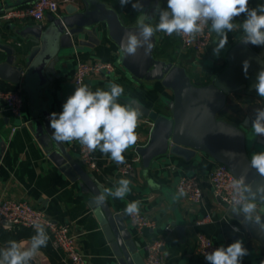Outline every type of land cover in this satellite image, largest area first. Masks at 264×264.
<instances>
[{
    "label": "crops",
    "instance_id": "0c3cea01",
    "mask_svg": "<svg viewBox=\"0 0 264 264\" xmlns=\"http://www.w3.org/2000/svg\"><path fill=\"white\" fill-rule=\"evenodd\" d=\"M33 1L0 0V16L9 9L25 8ZM102 1L118 13L124 25L135 24L138 12L131 9V3L121 7L119 0ZM79 3L80 1L76 0L74 5ZM260 3H264V0H250L249 6L255 8ZM64 13V8H62L59 14ZM50 17V14H46L40 23L30 20L6 21L0 18V45L18 49L21 44L23 53H26L33 44L28 42L29 37L24 39L18 33L26 26L34 24L45 26ZM244 18L241 15L235 18V21L239 23ZM152 22L156 23V17ZM100 29L103 32L101 39L94 35H82L83 49L74 52L71 57L60 59L55 65V75L42 93L44 107L49 115L62 111V106L68 96L74 92L72 79L76 62L96 60L112 63L115 66V72L87 79L84 84L92 90L103 89L109 81H113L123 86L125 91L122 97L136 99L140 104L159 112L166 111L163 102L172 98L171 91L163 87L161 82L152 76L141 82L134 80L121 65L122 56L118 52L119 48L109 39L104 25H101ZM240 35L242 32L239 30L228 33L227 45ZM156 39L158 52L162 50L164 53L168 51L175 53L178 59L172 63L183 66L186 72L187 70L192 71L194 79H191V82L194 85L208 84V82L204 84L197 82L210 80L218 71L216 67L203 64L212 51L213 43L203 53L196 54L191 51H182L175 35L165 36L162 32H158ZM217 39L215 33H212V42H217ZM163 52L158 53L155 59L168 62ZM5 56L6 54L0 50V61H3ZM197 61L199 63H196ZM221 64L222 62L218 63V65ZM20 88L22 89L21 85L11 84L0 78V90L9 91ZM24 98L25 104L19 116L10 114L0 103V198L25 200L43 210L52 220L68 224L72 233L76 235L79 251L90 264H114L110 243L101 230L100 219L95 208L88 205L91 196L84 192L79 181L73 178L72 173L62 169L60 162L56 163L49 158L45 149L33 136L28 127L32 118L25 92ZM159 98L162 100L158 101ZM228 100L233 110L229 118L238 123H242L246 116L251 120L254 109L264 106V100L257 95L248 96L242 92L228 95L225 105L228 104ZM151 128V121L141 115L136 129L137 142L124 153L126 160H133L131 174L119 175L116 171L118 165L98 150L92 152L96 163L95 168L93 170L85 168L99 185L106 188L114 187L115 182L120 178L132 181V191L124 200L108 197L106 201L114 212H120L123 215H125L123 210L128 202L141 201L140 210L154 222V227L137 233L130 226L127 215H125V223L134 232V238L139 242L142 257H144L145 244L156 239H163L162 253L168 264H208L205 258L195 252V235L197 232H202L218 247H227L235 240H243L248 255L243 258L242 264L264 262V249L253 241H246L237 216L231 214L230 208L219 205L213 198L207 175L213 169L215 161L209 155L200 151H195L187 158L171 154L161 155L156 157L148 168L142 166L135 149L148 143ZM66 145L71 154L79 155L80 145L78 143H66ZM184 175L199 176L203 188V198L200 203H190L185 197L175 202L172 200V195L176 193L175 185ZM199 221L202 223L197 224ZM232 225L237 226L239 231H233ZM9 228L0 227V248L4 247L9 240L29 239L19 237L18 234H4L3 232L8 231L6 229ZM32 264L64 263L60 261L57 254L41 250Z\"/></svg>",
    "mask_w": 264,
    "mask_h": 264
},
{
    "label": "water",
    "instance_id": "95a60500",
    "mask_svg": "<svg viewBox=\"0 0 264 264\" xmlns=\"http://www.w3.org/2000/svg\"><path fill=\"white\" fill-rule=\"evenodd\" d=\"M79 1L78 5H66L65 13L59 17L51 16L45 26L34 24L22 29L18 34L24 39L29 37L28 42L33 44L26 53H23L21 44L18 49L0 45V50L6 54L3 61H0V78L22 86L31 112L32 119L28 127L33 136L49 158L56 163L60 162L62 169L72 173L84 192L91 196L88 205L95 208L100 219L101 230L110 243L114 264H144L139 242L126 225L125 215L114 212L107 201L102 206L95 205L96 189L101 185L80 165L79 155L69 152L66 143H57L51 139L50 115L44 107L42 93L55 75L57 62L83 49L82 35H94L101 39V25H104L109 39L119 48L125 32L135 31L139 16L138 13L134 25H124L118 13L102 0ZM140 2L149 15L154 13L157 5L160 8L167 7V0ZM53 27L58 33V37L53 40L56 48L54 53L50 51L51 45L45 39ZM241 36L226 45L219 55L211 51L208 58L210 67H215L219 62H222V67L208 84L200 86L191 82L183 66L155 59L156 35L153 37L154 47L148 55L140 49L135 56L122 57L121 65L134 80L141 82L152 76L172 93V98L163 102L166 107L164 112L150 109L136 99L120 98L122 102H136L141 115L152 123L148 143L135 149L144 168H148L161 155L187 158L195 151H200L215 162L227 166L236 178L246 175V182L251 183L254 190L256 186L264 184V177L250 167L251 154L264 151V139L254 135L250 118L246 116L238 125L217 118L228 95L235 92L257 95L252 85L256 82L257 73L264 67V46L244 45L240 41ZM245 60L249 62L247 76L243 71ZM154 69L157 70L153 73ZM242 219L237 216L244 239L264 249V231L253 223H241Z\"/></svg>",
    "mask_w": 264,
    "mask_h": 264
},
{
    "label": "clouds",
    "instance_id": "9594fccd",
    "mask_svg": "<svg viewBox=\"0 0 264 264\" xmlns=\"http://www.w3.org/2000/svg\"><path fill=\"white\" fill-rule=\"evenodd\" d=\"M119 3L121 7L131 3L133 10L139 13L135 31H126L119 42L118 52L125 58L135 56L140 49L148 55L154 47L153 37L158 32L167 36L186 37L187 42L191 43L207 29L218 38L213 49L217 55L227 45L228 33L238 30L242 32L240 41L244 45L264 46V3L252 8L249 6L250 0H167V7L160 8L157 5L152 15L144 11L140 0H119ZM157 15L158 22L153 24ZM241 15L245 18L237 23L235 18ZM56 37L58 33L55 27L45 37L53 53L56 50L53 43ZM248 68L249 62L243 61L245 76ZM252 88L264 100V67L257 73ZM124 91L122 85L113 81H109L103 89L92 90L86 84L77 86L63 104L62 111L50 114L51 139L57 143L76 142L88 152L98 150L117 165L125 164L124 153L138 139L136 129L141 110L134 101H120ZM251 128L255 136L264 137V106L254 109ZM250 167L264 177V151L251 154ZM131 183L130 179L120 178L112 188L98 186L95 205L102 206L108 197L124 200L132 191ZM232 189V197L228 202L231 214L241 216V223H253L264 231V184L256 186L254 190L252 184L246 182V175H241L233 181ZM186 195L180 189L172 195V200L178 201ZM140 207L141 201L133 200L126 204L123 211L125 215L135 216ZM33 228L35 234L29 239L9 240L0 248V264H32L50 239L45 224L37 222ZM233 230L239 231L237 228ZM246 255L248 250L243 240L238 239L227 247L220 246L206 253L205 259L208 264H242Z\"/></svg>",
    "mask_w": 264,
    "mask_h": 264
},
{
    "label": "built area",
    "instance_id": "2783aa9c",
    "mask_svg": "<svg viewBox=\"0 0 264 264\" xmlns=\"http://www.w3.org/2000/svg\"><path fill=\"white\" fill-rule=\"evenodd\" d=\"M76 0H34L29 6L19 9H9L0 18L6 21L30 20L40 23L46 14L54 17L60 16V10L66 5L75 4ZM164 34V33H163ZM165 35V34H164ZM167 36V35H165ZM182 51H191L201 54L209 49L212 44V33L205 29L204 33L191 43L187 38L176 36ZM115 66L106 61H77L73 72L74 91L77 86L84 85L90 78H97L106 74H113ZM0 103L13 116H19L25 104L24 92L22 89L0 90ZM61 112V111H60ZM59 112V113H60ZM14 130V129H13ZM264 139V137H259ZM79 163L84 168L93 170L95 159L92 152L79 148ZM117 173L127 176L133 171V160H126L125 164L117 167ZM236 177L229 171L227 166L215 162L213 169L207 175V181L211 186L212 195L219 205L229 208V201L232 197V183ZM183 189L187 195L184 196L190 203L198 204L203 198L201 180L197 175L181 176L175 185V191ZM130 226L137 232L142 233L144 229L153 228L154 222L139 210L135 216H128ZM43 223L50 236L49 244L60 261L64 264H90L87 258L79 251L76 235L72 233L68 224L58 223L49 218L45 212L25 200L0 198V227L8 228L18 226L35 231L34 223ZM202 221L197 222V224ZM7 224H10L8 226ZM237 228L232 225L231 229ZM234 231V230H233ZM164 247L163 239H156L144 246V264H168L162 253ZM218 246L202 232L195 235V252L202 258L205 254L213 251Z\"/></svg>",
    "mask_w": 264,
    "mask_h": 264
},
{
    "label": "trees",
    "instance_id": "16d2710c",
    "mask_svg": "<svg viewBox=\"0 0 264 264\" xmlns=\"http://www.w3.org/2000/svg\"><path fill=\"white\" fill-rule=\"evenodd\" d=\"M131 9L133 10V8L131 7ZM156 22H158V15L156 16ZM155 51H157L156 47H155V50H154V57L155 56ZM163 51H157V54L158 53H162ZM222 66H220L218 69H220ZM231 109V107H229ZM223 114V117H221ZM217 118L219 119H222V120H225L226 122H229L233 125H238L239 123L237 121H232L230 118H228V114L227 113H222V110L218 113L217 115ZM8 231H4L3 233L4 234H18L19 237H27V238H30L32 235L35 234V231H32L30 229H27V228H23V227H18V226H11L9 229H6ZM1 232V231H0ZM41 250H44L45 252H53L51 247H50V244L48 242V245L44 248H42ZM54 254H56L55 252H53Z\"/></svg>",
    "mask_w": 264,
    "mask_h": 264
},
{
    "label": "rangeland",
    "instance_id": "374dc122",
    "mask_svg": "<svg viewBox=\"0 0 264 264\" xmlns=\"http://www.w3.org/2000/svg\"><path fill=\"white\" fill-rule=\"evenodd\" d=\"M213 44H212V50L214 49L213 47H215V45H216V41H213L212 42ZM158 51V50H157ZM157 51H155V56H157ZM166 54V55H165ZM163 55H165L166 57H165V59L166 60H168V62H176L175 60H177L178 58H177V56L175 55V53H173V52H171L170 53V51H168V53H164L163 52ZM210 55H211V51H210ZM210 55H209V57H210ZM208 57V58H209ZM194 59H195V57H194ZM196 63H199V61H197ZM203 64H204V66H209L210 67V62H209V60L208 59H206L205 61H203ZM208 69V68H207ZM157 69H154L153 70V73L156 71ZM187 72H188V74H189V76H190V79H194L193 78V73H192V71L191 70H187ZM211 76H212V73H211ZM210 80H211V78H210ZM210 80H205V81H198L197 83L198 84H204V83H209V81ZM162 99L161 98H159L158 99V101H161ZM229 102H227L228 104H226L225 106H224V108L222 109V113H227L228 114V118H229V116L231 115V112H233V110L232 109H230L229 107V103H230V100H228ZM222 116L221 117H223V114H221Z\"/></svg>",
    "mask_w": 264,
    "mask_h": 264
},
{
    "label": "bare ground",
    "instance_id": "6f19581e",
    "mask_svg": "<svg viewBox=\"0 0 264 264\" xmlns=\"http://www.w3.org/2000/svg\"><path fill=\"white\" fill-rule=\"evenodd\" d=\"M221 65H216L215 67L217 68V70H218V68L220 67ZM214 67V66H213ZM257 137V136H256ZM218 163V162H217ZM81 165V164H80ZM83 167V166H82Z\"/></svg>",
    "mask_w": 264,
    "mask_h": 264
}]
</instances>
